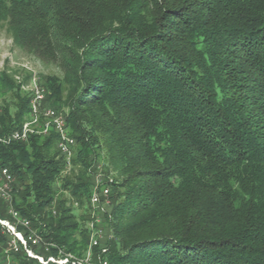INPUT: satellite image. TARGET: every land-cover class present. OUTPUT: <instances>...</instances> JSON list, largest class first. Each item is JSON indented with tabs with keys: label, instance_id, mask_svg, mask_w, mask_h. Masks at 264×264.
<instances>
[{
	"label": "trees",
	"instance_id": "16d2710c",
	"mask_svg": "<svg viewBox=\"0 0 264 264\" xmlns=\"http://www.w3.org/2000/svg\"><path fill=\"white\" fill-rule=\"evenodd\" d=\"M0 20L63 70L47 101L67 109L71 172L54 131L0 142L13 206L53 253L89 248L81 220L104 148L111 264H264V0H0ZM17 73H0L1 136L29 110ZM9 240L0 223V264ZM11 264L39 263L22 250Z\"/></svg>",
	"mask_w": 264,
	"mask_h": 264
},
{
	"label": "built area",
	"instance_id": "2783aa9c",
	"mask_svg": "<svg viewBox=\"0 0 264 264\" xmlns=\"http://www.w3.org/2000/svg\"><path fill=\"white\" fill-rule=\"evenodd\" d=\"M15 78L21 84V89L30 96L29 110L22 125L6 135H0V142L10 144L15 141H27L32 135H49L54 131L58 135L57 147L65 156L67 168H69L72 166L77 142L69 133L66 113L48 103V90L36 74H32L27 82L20 73L16 74ZM1 94L0 88V126L3 113ZM96 168L91 203L100 214L105 215L111 213L109 209L112 207L111 188L107 185V177L101 173V166L97 164ZM15 180V176L7 166L0 167V198L9 203V213L12 216V219H0V223L10 234L8 246L5 248L6 264H11L12 255L22 250H25L29 257L35 258L39 264H111L107 255L110 248L108 241L113 233L107 238L104 230L100 228L105 218L97 217L98 226L95 228L92 225L91 241L85 255L77 256L61 248L55 254L51 248L57 249L56 244L45 240L37 230H33L30 219L22 216L13 206ZM95 247L98 248L97 252H94Z\"/></svg>",
	"mask_w": 264,
	"mask_h": 264
},
{
	"label": "rangeland",
	"instance_id": "374dc122",
	"mask_svg": "<svg viewBox=\"0 0 264 264\" xmlns=\"http://www.w3.org/2000/svg\"><path fill=\"white\" fill-rule=\"evenodd\" d=\"M7 25L8 23L6 21L0 20V73L4 70L5 66H7L8 69L10 70H19V72H21V74L23 75L26 73L36 74L40 78L43 85L45 84L46 88L48 87L47 86L48 81H49L48 77L50 76L52 77L56 76L58 78L63 77V70L62 68H60L58 64H55L53 62H44L40 60L37 56L31 53H28L20 49L19 47H17L14 44L11 34L7 30ZM49 89L50 88L48 87L47 88L48 94L51 93V90ZM6 94L7 93H5V95ZM5 95L2 96V100ZM48 103L50 104L51 102H48ZM62 105L63 104H61L60 106ZM64 112L67 113L66 108L64 109ZM98 154L99 155L96 157L97 161H96L95 167H93V172H95L97 169L96 165L97 164L100 165L101 173L107 177V185L110 186V183H108V180H111L112 177L116 175V172L108 164V156L104 148H100L98 150ZM107 167L109 169H107ZM71 168L72 166H70L67 169L66 173L71 172ZM106 173H108V175H106ZM92 175H93L92 176L93 178L91 180L92 181L91 185L93 186L94 180H95V173H93ZM55 186H56L55 187L56 189L59 188V186H61V181H58ZM111 208L112 207H110L109 209ZM82 212H83V209L76 210V213L78 215H80ZM87 212H88L89 217L86 220H83V219L81 220V218L80 220L82 221L84 226H86L91 231H93L92 225H94L95 228L98 226L96 218L99 217L100 219H103L105 218V215L100 214L97 211V208L94 205H92L91 201L87 209ZM100 228L104 230L107 238L112 234L111 227L109 226V224H107L106 221L101 222Z\"/></svg>",
	"mask_w": 264,
	"mask_h": 264
}]
</instances>
